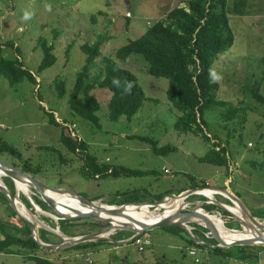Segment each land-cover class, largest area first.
Segmentation results:
<instances>
[{
  "label": "rangeland",
  "instance_id": "rangeland-1",
  "mask_svg": "<svg viewBox=\"0 0 264 264\" xmlns=\"http://www.w3.org/2000/svg\"><path fill=\"white\" fill-rule=\"evenodd\" d=\"M233 1L227 0L226 10L234 41L227 50L216 55L211 70L213 80L218 83L215 98L227 104L224 107L208 104L204 108V130L215 143L220 142L226 147L228 167L201 161L200 157L210 148L211 142H205L190 131L175 129L174 122L181 111L167 97L168 79L148 73V64L140 54H131L121 62L134 73L146 96L134 115H121L116 120L109 118L111 92L106 87L92 91L100 104L96 111L99 125L72 112L68 105L77 72L85 62L86 54L80 49L82 43H93L99 36L106 39L89 70V78H94L103 73V57L115 59L114 52L119 46L139 37L169 8L178 2L184 3L181 0H0L3 54L9 58L17 57L36 76V83L22 78L13 84L0 76V144L12 146L20 153L0 149V159L19 169L28 163L35 169L34 174L28 173L47 186L73 188L86 198L102 197L94 202H103L110 208H117L110 202L133 199L128 197L131 193L139 194L141 201H147L177 194L181 189L225 186L264 224V104L253 99L243 88L247 84L252 86L264 73V0H246L243 15L231 12ZM26 13L28 19L24 18ZM41 40L52 45L56 60L38 72L43 57ZM56 76L65 83L66 94L62 97L55 87ZM257 81L264 95V78ZM235 108L236 114L227 118L225 113H232ZM50 112L59 125L49 122ZM63 122L75 124L74 129L98 162L147 172L143 175L86 177L82 172V155L70 152L60 141ZM142 137L157 141V146L169 144L174 149L156 152L150 147L149 140ZM162 167L170 172L165 173ZM218 175L221 178L214 179ZM0 183L10 188L4 174H0ZM13 190L11 194H16L39 222L38 238L45 243H60V246L48 249L12 244L11 247L19 249L20 253L0 251V264H34L28 254L68 264H264V248L258 247L261 244L244 245L243 251L249 256L241 260L237 258L241 255L239 245L216 246L217 241L206 227H189L192 235L205 243L195 242L180 227L175 231L155 227L137 236L140 244L143 240L149 242L142 251L132 240L134 233L127 229L106 232V235L111 234L101 243L72 248V243H63L58 231L66 237L80 236L93 233L108 223L73 218L69 219L72 224L61 223V227L60 216L49 206L38 211L29 197L16 190L14 182ZM30 191L35 202L39 194L34 189ZM58 192L64 198L74 195L69 191ZM213 197L209 198L228 201L217 194ZM186 200L203 198L197 194ZM203 204L202 210L213 214L212 218L217 221V217L220 218L226 229L244 230V224L236 222L230 213L233 204L208 209ZM83 206L92 207L91 204ZM126 207L122 215L143 212L133 205ZM148 209L151 211L144 213L160 214L163 211L154 207ZM50 212L58 219H53ZM19 217L11 207L0 202V219L7 224L6 230L10 233H20L18 228L23 227V221ZM260 230L264 235V230ZM191 251L194 254L191 255Z\"/></svg>",
  "mask_w": 264,
  "mask_h": 264
},
{
  "label": "trees",
  "instance_id": "trees-1",
  "mask_svg": "<svg viewBox=\"0 0 264 264\" xmlns=\"http://www.w3.org/2000/svg\"><path fill=\"white\" fill-rule=\"evenodd\" d=\"M181 1L184 3L180 4L178 2L169 8L162 18L151 24L139 37L119 46L114 52L115 59H112V56L103 57V73L94 78H89V70L95 58L100 55V48L106 39L103 36H99L93 43H82L80 49L86 54L85 62L77 72L76 82L67 99L68 105L72 112L93 122L95 125H99L96 111L99 109L100 104L92 91L96 88L106 87L111 92L108 102L109 118L116 120L121 115L127 117L134 115L142 105L146 96L134 73L123 67L121 62L125 61L131 54H140L148 64L146 70L148 73L154 76H163L168 79L166 89L167 97L181 111L174 122L175 129L180 132L190 131L199 135L205 142H211L210 148L200 157L201 161L216 164V166L228 167L226 147L221 146L220 142L215 143L204 130V108L208 104H212L213 106L222 105L223 107L227 104L226 101L216 100L215 98L218 83L213 80L211 71L212 62L216 55L227 50L234 41V34L229 25V17L226 10L227 0ZM245 6L246 0H234L231 12L243 15ZM40 44L43 50V57L37 67L38 72L50 66L56 60V56L52 52V45L47 44L45 40H41ZM15 47L16 49L18 48L17 46ZM0 76H4L12 84L22 78L36 83V76L24 67L21 60L17 57L9 58L3 54L1 44ZM263 78L264 73L252 83V86H250L251 84L243 86L245 92L249 91L252 98L262 104H264V95L260 92L259 82L257 80L262 81ZM129 85L131 86L130 89ZM55 87L59 96L62 97L66 94L65 83L58 76L55 78ZM236 111L235 108L232 113H225V116L230 118L236 114ZM48 114H50L49 122L59 125L53 113L50 112ZM65 131L67 130L61 126L60 141L70 152L82 155L84 158V170L82 172L86 177H100L107 174L115 176L143 175L147 172L123 165L111 166L98 162L88 151L87 143L83 139H73ZM142 138L149 140L148 137ZM149 142L151 144L150 147L156 152H166L174 149L169 144L157 146V141L149 140ZM43 148L51 147L44 146ZM0 149L20 155L15 148L6 144H0ZM21 169L32 174L35 173V169L29 166L28 163L22 164ZM5 177L10 185V193H13V181L11 178ZM204 186L206 185H202L201 187ZM183 190L181 189L177 193ZM129 195L128 197L134 198H130V200L121 203H112L122 204L141 201L138 197L139 194L131 193ZM163 196L153 197V199H160ZM68 198L79 199L75 194L70 195ZM202 198L204 199L203 196ZM34 200L41 208H48V205L41 198L35 197ZM90 200L95 199L91 198ZM0 202L8 205L6 197L2 192H0ZM132 205L138 208L135 204ZM203 205L207 209L211 206V208L215 207L213 203H204ZM147 207V204H143L139 209L143 212H148ZM13 213L16 214L14 210ZM217 219L219 221L221 220L218 217ZM22 221L23 227L18 228V232L23 234H14L6 230L7 224L0 219V235L2 236L0 238V251L20 253L19 249L11 247L12 244L31 248L41 247L30 236L28 225L23 219ZM226 222L231 227L229 221ZM61 223L68 226L73 222L69 219H61L59 225ZM195 224L192 225L194 229L204 227L197 223ZM164 228L175 231L179 227L167 226ZM103 240L101 238L97 241L79 242L72 244L70 247H86L89 244L101 243ZM258 247L264 248L261 245ZM238 248L241 249V255L237 256V258L241 260L246 259L249 253L243 251L245 246L239 245ZM27 257L33 260L34 264H68L66 261H53L48 257L35 254H28Z\"/></svg>",
  "mask_w": 264,
  "mask_h": 264
},
{
  "label": "water",
  "instance_id": "water-1",
  "mask_svg": "<svg viewBox=\"0 0 264 264\" xmlns=\"http://www.w3.org/2000/svg\"><path fill=\"white\" fill-rule=\"evenodd\" d=\"M0 169L6 174L5 176L11 178L13 182H14V178H17V179L22 178L26 182L30 183V185L33 187L32 189H34L39 194L41 199L52 210H54L60 216L61 219L89 218V219L100 220V221H103L105 223H108L107 226L102 227L93 233H88V234L80 235V236H68V237H66V235H62V233L59 232V234L63 237V243H72L73 244V243H79V242H84V241H93V240H97V239H101V238H106V236H101L100 234L103 232H108L112 229H127V230L132 231L134 233V235H136L140 232H144L146 230H150V229L155 228V227H167V226H178V227L184 229L195 242L205 243L204 240L197 239L196 237H194L188 229V225L190 223L196 222V220H194L192 218L200 217L204 222V223H202L204 225V227H206L208 229V231L211 232L212 237L217 241L216 246L228 247L229 245L233 246V245H250V244L264 245V237H259L258 242L253 241L252 239H240V240L232 241L230 243L225 242L222 239V237L220 236V234H219L216 226L214 225V223L211 222V220L208 219L206 217V215L201 214L197 211V208L202 210L201 205L203 203V200H193V201L185 200L189 195L197 193L195 191L197 189H201V188H211V189L218 191V192H221L225 195L228 194L229 196H231L232 199L237 201V203L240 205L242 215L245 216L246 218H248L252 222L251 226H253V228L256 229L257 232L262 235L263 232L260 230V228L264 230V224L259 222L258 219L254 215L249 213L248 210L246 209V207L241 202V200L235 194L228 191V189L225 186H215L214 185V186H209V187H195V188L186 189L184 191H181L178 194L171 193V194L164 195L160 199L122 203V204L116 205L117 208H112V209L103 208L100 205H97L98 206V207L96 206L97 210L92 212V213H86V212L78 211L76 209L71 208L75 212H73V214H71V215H66V214L57 210V208H56L57 202L55 201L54 198H52L46 192V189L49 188V189H52L54 191L72 192L79 198V200H81L82 203H85V204H92L94 201L79 195L73 188L60 189V188L49 187L46 184H44L41 180H39L37 177L29 174L28 172H26L22 169L16 168V167L6 163L5 161H3L1 159H0ZM14 185H15V182H14ZM0 192H2L4 194V196L6 197L8 205L28 225V227L30 229L31 237L37 242V244L39 246L44 247V248H48V249H56L60 246V243H58V244L45 243L38 238V235H37L38 225L37 224L39 222H37L35 220L34 216L32 217L33 220L28 219L17 209L16 204H15L16 194L12 195L10 193L9 189H7V187L3 183H0ZM180 194H183L182 204L177 209H175L172 213L164 214L163 216L158 218L157 221H154L153 223L144 224L140 221H137V219L131 218V217L126 215L128 217V219L132 220V222L141 223L142 227L140 229H136L134 227H130L128 225H125L126 223H124L123 226H119V225L113 226L110 219L103 218L99 214L100 212H106V213L113 214V215H122L123 210L121 208H122V206L127 205V204L139 205V204L145 203L148 205V207L161 208V207H159V205L161 204L162 201H165L168 198L172 199V198H174V196H176V195L179 196ZM228 195H227V198H228ZM229 200L231 202V199H229ZM212 202L215 204V206L220 205V206H223L224 208H226L225 206L227 205L223 202H219L217 200L215 201V199H212ZM231 204H232V202H231ZM161 209H163V211L161 213V214H163L165 212V210H164V208H161ZM230 213L233 215L236 222L243 224L241 222V218L238 215L232 213L231 211H230ZM31 215H33V214L31 213ZM54 232H56V231H54Z\"/></svg>",
  "mask_w": 264,
  "mask_h": 264
},
{
  "label": "bare ground",
  "instance_id": "bare-ground-1",
  "mask_svg": "<svg viewBox=\"0 0 264 264\" xmlns=\"http://www.w3.org/2000/svg\"><path fill=\"white\" fill-rule=\"evenodd\" d=\"M0 174H4L6 175L1 169H0ZM14 182H15V188L18 192H23L27 197H29V200L31 201V203L33 204L34 208L38 211H43L36 202L33 201V199L31 198L30 194H31V189L33 188L30 183L26 182L25 180H23L22 178H14ZM31 188V189H30ZM46 192L48 194H50V196L52 198L55 199L56 203V208L57 210H59L60 212L66 214V215H71L73 214L72 209H76L78 211H83L86 213H92L94 211L97 210L96 206L100 205L103 208H108V209H112L110 208L108 205L104 204L103 202H93L91 205L92 207H84L83 205L85 203H82L81 200L76 199V198H64L61 197L59 195L58 191H54L52 189H46ZM195 192L197 193H201L202 195L206 196L207 198L209 197H213V194L215 193H221L218 191H215L211 188H201V189H197ZM223 194V193H222ZM225 195V194H224ZM228 195V194H227ZM225 195V196H227ZM40 197V196H39ZM228 198L231 199V202L233 204L231 211L232 213L238 215L241 218V222L244 224V230H237V229H232V230H228L226 229L225 225H223V223L220 221L215 220L213 217V214L206 212L204 210H200L199 208H197V211L201 214L206 215V217L208 219L211 220V222L214 223V225L216 226L220 236L222 237V239L227 242L230 243L232 241H236V240H240V239H252L253 241L258 242L259 237H264V235L259 234L257 232L256 229L253 228V226H251L252 222L246 218L245 216L242 215V211L240 208V205L237 203V201H235L234 199L231 198V196L228 195ZM168 198L165 201H162L161 204L159 205V207L164 208L165 212L163 214H149V213H144V212H140V213H136L133 214L132 216H129L131 218L137 219V221H140L144 224H150L153 223L154 221H157L158 218H160L161 216H163L164 214L167 213H172L175 209H177L181 204H182V199H183V194H180L179 196L176 195L174 196V198ZM23 201V199H22ZM166 202V203H165ZM15 204L17 209L28 219H32V215L31 213L27 210V208L25 207V205H23L20 201L19 198H15ZM143 204H135V206H137L138 208L142 207ZM128 207L132 204H127ZM127 205L122 206V210H125L127 207ZM94 206V207H93ZM98 207V206H97ZM72 208V209H71ZM148 212H150V209H147ZM101 215V217L104 218H108L111 220V223L113 224V226L119 225V226H123L124 223H126L125 225H128L130 227H134L136 229H140L142 227L141 223H134L132 222V220L128 219L127 216L125 215H113V214H109L106 212H100L99 213ZM49 215L57 220L58 217L56 215L51 214V212L49 213ZM194 220H196V222H198L199 224L204 223L203 220L200 217H195L192 218ZM191 225H188V229L190 230ZM113 230V229H112ZM60 232V231H58ZM61 233V232H60ZM110 233V232H109ZM106 235V232L101 233V236H108V234Z\"/></svg>",
  "mask_w": 264,
  "mask_h": 264
},
{
  "label": "built area",
  "instance_id": "built-area-1",
  "mask_svg": "<svg viewBox=\"0 0 264 264\" xmlns=\"http://www.w3.org/2000/svg\"><path fill=\"white\" fill-rule=\"evenodd\" d=\"M74 127H75V124H71V125H68L67 126V128H68V133L75 139H80V137H79V135H78V133H77V131L74 129ZM164 172L165 173H169L170 171L168 170V169H166V168H164ZM214 198V197H213ZM186 200V199H185ZM203 202L204 203H213L212 202V198H208V199H205V200H203ZM140 233H138V234H136V235H133L132 236V238H130V239H132V240H134V242L136 243V244H139L138 245V249L140 250V251H142L143 250V246L144 245H148V241L147 240H143V244H140V237H137L138 235H139ZM191 253V255L192 254H194V251L192 252H190Z\"/></svg>",
  "mask_w": 264,
  "mask_h": 264
},
{
  "label": "clouds",
  "instance_id": "clouds-1",
  "mask_svg": "<svg viewBox=\"0 0 264 264\" xmlns=\"http://www.w3.org/2000/svg\"><path fill=\"white\" fill-rule=\"evenodd\" d=\"M24 18H25V19H28V18H29V14L26 13ZM130 87H131V86L129 85V89H130ZM60 123H61V122H60ZM62 124H63L62 127L67 128V126H68V125H71L72 123L69 124V123H64V122H63ZM66 130H67L66 132L68 133V128H67ZM68 135L71 136L69 133H68ZM79 137H80V136H79ZM73 139H74V138H73ZM80 139H81V137H80ZM227 156H228V154H227ZM228 164H229V156H228ZM163 168H165V167H163ZM166 169H167V168H166ZM211 186H212V185H211ZM204 187H209V186L206 185V186H204ZM184 190H186V189H184ZM184 190H183V191H184ZM177 194H178V193H177ZM197 194L203 196V197H204L203 200L207 199V197L204 196V195H202L201 193H194V194H191V195H197ZM216 194L219 195V196H222V198L224 197V198L228 199V202H225V201H224L223 203H225V204H227V205H228V204H231V202H230L229 198H227V196H225V195L222 194V193H216ZM216 194L214 193L213 196L216 195ZM191 195H189V196H191ZM189 196H188V197H189ZM188 197H187V198H188ZM93 201H94V200H93ZM203 203H204V202H203ZM203 203H202V204H203ZM213 204H214V203H213ZM116 205H118V204H116ZM201 206H202V205H201ZM148 208H149V207H148ZM202 209H203V208H202ZM194 223H196V222H194ZM197 223H198V222H197ZM200 225L204 226V225L201 224V223H200ZM191 226H192V225H191ZM132 236H133V235H132Z\"/></svg>",
  "mask_w": 264,
  "mask_h": 264
},
{
  "label": "crops",
  "instance_id": "crops-1",
  "mask_svg": "<svg viewBox=\"0 0 264 264\" xmlns=\"http://www.w3.org/2000/svg\"><path fill=\"white\" fill-rule=\"evenodd\" d=\"M70 137H72V136H70ZM73 138V137H72ZM163 168V167H162ZM99 177V176H98ZM221 177H219V175L216 177V178H214V179H220ZM225 183H226V180H225ZM188 189V188H187ZM91 198H93V199H95V200H98V199H102V197H89L88 199H91ZM94 200V201H95ZM110 203H112V202H110ZM113 204V203H112ZM114 205H116V204H114ZM111 234V233H110ZM109 235V234H108ZM104 239H106V238H104ZM93 241H95V240H93Z\"/></svg>",
  "mask_w": 264,
  "mask_h": 264
}]
</instances>
